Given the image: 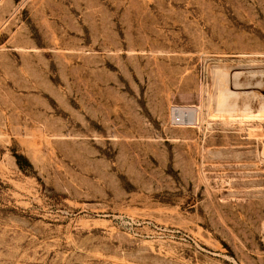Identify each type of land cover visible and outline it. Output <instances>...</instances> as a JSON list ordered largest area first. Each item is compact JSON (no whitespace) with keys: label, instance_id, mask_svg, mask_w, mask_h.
Segmentation results:
<instances>
[{"label":"rangeland","instance_id":"374dc122","mask_svg":"<svg viewBox=\"0 0 264 264\" xmlns=\"http://www.w3.org/2000/svg\"><path fill=\"white\" fill-rule=\"evenodd\" d=\"M0 264H264V0H0Z\"/></svg>","mask_w":264,"mask_h":264},{"label":"built area","instance_id":"2783aa9c","mask_svg":"<svg viewBox=\"0 0 264 264\" xmlns=\"http://www.w3.org/2000/svg\"><path fill=\"white\" fill-rule=\"evenodd\" d=\"M176 108L178 107H174L172 109V120L174 122L175 125L177 126H182V127H193L195 121V115L197 113L196 110H191V111H187L186 109L184 110V114L185 116H180L178 114H176Z\"/></svg>","mask_w":264,"mask_h":264},{"label":"bare ground","instance_id":"6f19581e","mask_svg":"<svg viewBox=\"0 0 264 264\" xmlns=\"http://www.w3.org/2000/svg\"><path fill=\"white\" fill-rule=\"evenodd\" d=\"M216 72H219V71H215V73ZM225 72H228L227 70L225 71ZM224 73V72H223ZM223 73H222V75L220 74V75H218V79L221 81V80H223L224 79V77H226L225 75H223ZM236 73H239V72H236ZM232 75V74H231ZM239 75V74H238ZM216 76V75H215ZM221 76V77H220ZM224 76V77H223ZM233 76V75H232ZM228 77V76H227ZM234 77V76H233ZM232 78V77H231ZM230 78V79H231ZM228 79V78H227ZM224 81H225V79H224ZM220 83V82H219ZM226 84V83H225ZM238 86V85H237ZM218 89V88H217ZM222 89H223V87H222ZM226 90V89H225ZM220 91V90H219ZM228 91V90H227ZM225 93V92H224ZM223 93V94H224ZM228 93H232V92H228ZM223 94H219L220 96L219 97H217L218 99H217V103H218V107H221L222 109L224 108V106H226V95H223ZM231 95L232 94H230V96H228V97H231ZM226 96V97H225ZM234 107V106H233ZM232 107V108H233ZM184 109H186V108H176V114H178V115H180V116H185V112H184ZM187 111H189V110H187ZM191 111V110H190ZM198 111V110H197ZM224 111H226L225 109H224ZM262 111V110H261ZM230 113V112H229ZM199 114V113H198ZM198 119V118H197Z\"/></svg>","mask_w":264,"mask_h":264},{"label":"trees","instance_id":"16d2710c","mask_svg":"<svg viewBox=\"0 0 264 264\" xmlns=\"http://www.w3.org/2000/svg\"><path fill=\"white\" fill-rule=\"evenodd\" d=\"M17 159H18V163H19V165H20V158L17 157Z\"/></svg>","mask_w":264,"mask_h":264}]
</instances>
